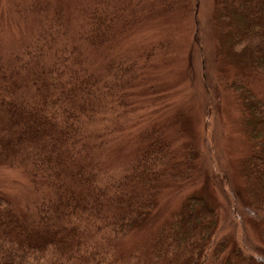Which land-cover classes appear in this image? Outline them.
Instances as JSON below:
<instances>
[{
	"label": "trees",
	"instance_id": "obj_1",
	"mask_svg": "<svg viewBox=\"0 0 264 264\" xmlns=\"http://www.w3.org/2000/svg\"><path fill=\"white\" fill-rule=\"evenodd\" d=\"M77 1L70 9L55 0L18 6L15 12L34 31L17 38L16 49L0 51V169L22 173L28 188L22 202L0 191V264H113L117 258L134 264L121 252L122 239L145 227L161 191L180 187V205L148 247L149 264H264V244L250 256L219 237V217L230 211L212 206L199 182L192 186L201 175L199 144L179 146L178 137L172 145L160 122L130 129L137 114L127 112L137 102L134 59L93 62L136 24L180 1L195 22L197 0ZM1 8L0 0V14ZM212 17L248 50L264 80V0H216ZM248 83L225 86L254 116L241 121L251 151L240 174L255 214L264 207V98ZM115 149L124 151L118 159ZM195 187L199 192L183 195ZM262 224L264 238V217Z\"/></svg>",
	"mask_w": 264,
	"mask_h": 264
},
{
	"label": "rangeland",
	"instance_id": "obj_2",
	"mask_svg": "<svg viewBox=\"0 0 264 264\" xmlns=\"http://www.w3.org/2000/svg\"><path fill=\"white\" fill-rule=\"evenodd\" d=\"M37 1L44 2L1 0L0 51L16 49L11 48L14 41L25 40L30 29L34 31L29 19L14 9ZM55 2L68 9L78 3L77 0ZM215 2L197 0V18L193 22L192 16L181 8L184 2L180 1L176 9L136 24L131 33L128 31L130 35L126 32L118 39V46L106 47L93 62L100 65L118 59H134L139 78L131 88L135 93L133 101L137 102L135 109L127 112L137 114L136 123L130 129L136 131L146 122H160L164 123L166 139L172 145L177 144L178 137L179 146L184 141L199 144L196 169L201 175L192 186L199 182L200 187L206 188L212 206H217L219 211H230L219 217L222 224L219 237H228L229 244L244 246L250 255L254 253V246L262 248L264 244V207L252 213L256 208L247 201L240 174V163L251 151L241 121L243 118L251 121L254 116L251 110L243 111L246 103L225 83L230 84L235 79L247 81L249 88L264 98V80L255 73L248 50L235 45L228 30L222 32L214 25ZM31 17L36 24L35 16ZM140 76H144L142 82H139ZM123 154L124 151L118 149L111 152L116 159ZM199 188L184 189L183 195L197 193ZM27 189L22 173L10 167L0 169L1 192L22 202L28 200ZM181 194V187L174 192L161 191L157 207L143 223L145 227L134 228L122 239L121 252L130 256L132 263L149 264L148 247L150 249L162 220L180 205ZM108 264H112L111 261ZM113 264H127V259L117 258Z\"/></svg>",
	"mask_w": 264,
	"mask_h": 264
}]
</instances>
